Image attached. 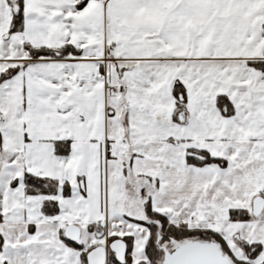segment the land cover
Listing matches in <instances>:
<instances>
[{"label": "snow or ice", "instance_id": "obj_1", "mask_svg": "<svg viewBox=\"0 0 264 264\" xmlns=\"http://www.w3.org/2000/svg\"><path fill=\"white\" fill-rule=\"evenodd\" d=\"M0 264H264V0H0Z\"/></svg>", "mask_w": 264, "mask_h": 264}]
</instances>
